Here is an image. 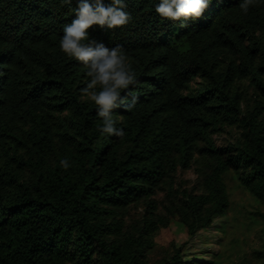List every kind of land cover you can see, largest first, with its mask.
<instances>
[{
  "label": "trees",
  "instance_id": "1",
  "mask_svg": "<svg viewBox=\"0 0 264 264\" xmlns=\"http://www.w3.org/2000/svg\"><path fill=\"white\" fill-rule=\"evenodd\" d=\"M126 2L127 27L89 30L137 72L117 138L99 132L87 70L58 47L76 0H0V264H204L175 244L153 259L158 235L177 221L193 238L226 217L231 172L264 205V4L244 15L240 0H212L181 27Z\"/></svg>",
  "mask_w": 264,
  "mask_h": 264
},
{
  "label": "clouds",
  "instance_id": "2",
  "mask_svg": "<svg viewBox=\"0 0 264 264\" xmlns=\"http://www.w3.org/2000/svg\"><path fill=\"white\" fill-rule=\"evenodd\" d=\"M154 11L163 20L181 21V27L187 20L199 19L212 3V0H149ZM64 5H71L73 0H61ZM77 6L72 9L74 19L63 27V35L59 39V50L68 58L80 62L89 78L81 95L91 101L100 121L99 132L108 137L123 138L126 133L118 127L114 109L123 107L132 112L139 97L130 91L138 84L137 72L129 63V56L122 46L109 48L102 42L91 38L93 26L108 29H123L133 20L127 9L126 0H76ZM257 3L264 0H240L239 9L247 15ZM124 93V95H122ZM60 167L67 169L69 161L61 159Z\"/></svg>",
  "mask_w": 264,
  "mask_h": 264
},
{
  "label": "rangeland",
  "instance_id": "3",
  "mask_svg": "<svg viewBox=\"0 0 264 264\" xmlns=\"http://www.w3.org/2000/svg\"><path fill=\"white\" fill-rule=\"evenodd\" d=\"M228 138V137H227ZM225 137L217 138V143ZM181 186L191 188L196 183L192 171L180 173ZM231 208L224 218L215 220L211 228L199 231L190 238L186 229L174 221L169 229L157 237V250L153 259L165 254L172 244L183 246L184 259L196 263L218 264H260L258 255L264 245V205L242 189L234 175L225 177Z\"/></svg>",
  "mask_w": 264,
  "mask_h": 264
}]
</instances>
